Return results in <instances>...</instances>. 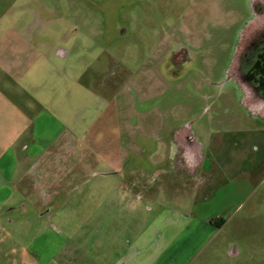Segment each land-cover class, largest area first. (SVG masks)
<instances>
[{
  "label": "rangeland",
  "instance_id": "374dc122",
  "mask_svg": "<svg viewBox=\"0 0 264 264\" xmlns=\"http://www.w3.org/2000/svg\"><path fill=\"white\" fill-rule=\"evenodd\" d=\"M260 5L0 0V136L19 131L39 152L53 140L49 158L83 159L77 172H53L54 205L42 216L1 223L0 246L11 244L8 233L26 248L52 222L85 250L88 238L111 234L114 225L83 221L96 217L100 200L119 202L105 214L126 213L127 198L113 189L119 177L103 191L87 171L98 158L125 155L133 173L125 181H136L137 193L152 188L135 203V228L178 212L198 229L187 238V264H264V116L234 74ZM183 152L199 160H179ZM188 164L204 174L186 175Z\"/></svg>",
  "mask_w": 264,
  "mask_h": 264
},
{
  "label": "crops",
  "instance_id": "0c3cea01",
  "mask_svg": "<svg viewBox=\"0 0 264 264\" xmlns=\"http://www.w3.org/2000/svg\"><path fill=\"white\" fill-rule=\"evenodd\" d=\"M1 131L2 129H0ZM19 133V131H15L10 139L7 136H0V232H6L2 227V222L5 224L13 222L11 215L19 218H31L34 215L40 217L43 215L45 206L49 209L52 208L51 206L54 205V186L57 185L54 181L55 173L53 172H61L59 170L65 169L64 174H70L77 172L79 167L83 165L81 157L74 161L69 160V164L67 163L68 160H64L66 159L65 156L59 159H55V156L49 158V155H54L48 152L51 145L49 143H52L53 140L45 143L41 152L33 150V143L32 146L25 147L24 139ZM177 157L179 160L185 159L193 162L199 160L194 152H183ZM124 158L125 155L116 158H98L96 161V166H98L92 171H87L89 176L101 178L103 191L112 185V182L107 179L117 175L119 179L114 183L113 189L119 198L126 197L128 199V201L125 199L126 201L122 206L126 207V213L123 215L105 214V211L117 207L116 204L119 202L110 207L106 205L105 200H100L97 204L99 211L96 217H86L83 221L85 224L97 225L98 229L114 225L111 226L113 230L110 232L111 234L104 231L99 237L88 238L91 240V248L85 250L83 243L76 237V233L63 231L56 227L53 222V224L49 223L42 232L37 233L26 245V248L25 245H21L18 240L7 233V238L11 240V244L6 246V249L2 245L0 246V256H8V258L4 263L0 261V264L189 263L188 261L184 262L186 250L189 248L187 238L197 236L198 232V229H195L194 233L192 228L194 222L192 223L191 218L178 212L169 211L144 222L143 227L135 228L136 213L141 212V208H138L135 203L141 199L142 195H145L146 189L152 188L143 186L137 193L134 186L136 181H129V179L125 181L127 177L133 176V173H127L128 169L121 162ZM102 165L104 167H99ZM187 168H189L186 172L188 176L195 174L198 177L204 174V170L191 169L189 164ZM63 178L62 174L58 185ZM131 196L134 199H130ZM22 206H26L27 210L22 211ZM117 211L120 212L121 208H118ZM140 216L145 218L144 215ZM130 224L134 225L133 228L129 226ZM222 224L223 222L216 228ZM119 226L122 228L120 229ZM126 233L131 235L126 238ZM3 240L4 238L0 237V241ZM191 257L187 258L191 259Z\"/></svg>",
  "mask_w": 264,
  "mask_h": 264
},
{
  "label": "flooded vegetation",
  "instance_id": "af4514ba",
  "mask_svg": "<svg viewBox=\"0 0 264 264\" xmlns=\"http://www.w3.org/2000/svg\"><path fill=\"white\" fill-rule=\"evenodd\" d=\"M258 12L260 23L247 35L234 74L244 86L248 100L255 103L264 116V6L260 5Z\"/></svg>",
  "mask_w": 264,
  "mask_h": 264
},
{
  "label": "trees",
  "instance_id": "16d2710c",
  "mask_svg": "<svg viewBox=\"0 0 264 264\" xmlns=\"http://www.w3.org/2000/svg\"><path fill=\"white\" fill-rule=\"evenodd\" d=\"M223 221L221 219H219L218 221L215 222V225L218 226L219 224H221Z\"/></svg>",
  "mask_w": 264,
  "mask_h": 264
}]
</instances>
